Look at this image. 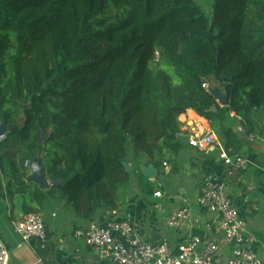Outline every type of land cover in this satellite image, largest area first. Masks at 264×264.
Returning a JSON list of instances; mask_svg holds the SVG:
<instances>
[{
  "label": "trees",
  "instance_id": "trees-1",
  "mask_svg": "<svg viewBox=\"0 0 264 264\" xmlns=\"http://www.w3.org/2000/svg\"><path fill=\"white\" fill-rule=\"evenodd\" d=\"M217 86L229 93L228 107L210 94ZM187 110L236 151L232 112L256 132L252 116L264 115V0H213L211 16L194 0H0V125L8 126L0 174L9 199L23 197L24 214L59 199L92 220L122 207L121 186L134 176L157 204L163 163L191 147L179 121ZM80 129L85 138L63 143ZM37 154L47 176L63 183L28 182L25 163ZM151 164L165 181L144 175Z\"/></svg>",
  "mask_w": 264,
  "mask_h": 264
},
{
  "label": "built area",
  "instance_id": "built-area-1",
  "mask_svg": "<svg viewBox=\"0 0 264 264\" xmlns=\"http://www.w3.org/2000/svg\"><path fill=\"white\" fill-rule=\"evenodd\" d=\"M184 123L189 145L203 151L216 150L225 170L222 174H205L194 200L184 195L178 200L170 198L169 201L177 200L180 204L167 215L165 226L177 233V243L146 241L124 219L93 221L86 230H77L75 234L97 249L100 260L110 264H264V242L250 231L248 219L237 207L228 186L232 179L242 181L250 169V160L224 145L214 131L204 128L197 119L187 118ZM5 139L6 133L0 135V142ZM25 166L30 167L31 163L26 162ZM163 167L165 174H169V163L164 162ZM255 190L253 185H247L241 200L250 214L259 209L252 202ZM161 195L159 190L155 192L156 197ZM13 225L21 240L18 247L32 239L45 246L47 233L41 214H22ZM195 231H202L203 235ZM9 262L10 250L0 243V264Z\"/></svg>",
  "mask_w": 264,
  "mask_h": 264
},
{
  "label": "crops",
  "instance_id": "crops-1",
  "mask_svg": "<svg viewBox=\"0 0 264 264\" xmlns=\"http://www.w3.org/2000/svg\"><path fill=\"white\" fill-rule=\"evenodd\" d=\"M191 115L203 118L193 110H187L186 113L180 115L179 121L182 124L184 137L186 136L184 121L187 118H192ZM204 120L205 122H201L203 127L211 129L208 121L205 118ZM252 123L256 132L248 133L249 126L242 117L232 112L228 118V125L236 139L240 141L237 151L251 162L250 169L243 175L242 181L244 182L232 179L228 186L242 215L250 221L253 219L254 222V217L259 216V212L264 210V115L262 118L252 116ZM189 150H191V154L188 158L194 160L193 162L198 165L200 179L198 178L194 183L193 189L191 186L189 187L188 192L190 190L191 194L187 192L183 194L169 193L164 190V194L170 198L184 195L194 200L200 192L201 181L205 174L210 172L222 174L225 170L216 150L210 148L207 152L193 147H190ZM169 165L172 171V165L170 163ZM129 167L131 166L129 165ZM247 185H253L256 188L251 197L254 202H258L260 211L255 214H250L241 203ZM162 187L164 188V185ZM145 200L141 190L130 199L131 202L126 204L124 210H120L121 208L116 211L106 210L100 212L92 220L78 218L64 201L50 200L46 209L41 213L47 233L45 246L42 247L38 239H32L20 248L18 244L21 240L13 223L24 214L22 210L24 199L20 195H16L13 200L9 199L6 180L0 174V243L10 250L9 264H110L108 261L100 260L97 249L88 246L84 238L76 235L75 232L86 230L93 221L106 222L112 219L130 221L136 232L151 243H156L158 240L177 243L179 236L175 231L167 229L165 221L167 215L180 203L176 200L163 199L152 205ZM157 205L161 207L158 208ZM262 220L264 221V219ZM252 230L259 236H264V226L253 227Z\"/></svg>",
  "mask_w": 264,
  "mask_h": 264
},
{
  "label": "rangeland",
  "instance_id": "rangeland-1",
  "mask_svg": "<svg viewBox=\"0 0 264 264\" xmlns=\"http://www.w3.org/2000/svg\"><path fill=\"white\" fill-rule=\"evenodd\" d=\"M194 1L203 8V10L208 16L212 15L213 0H194ZM191 117L193 116L191 115ZM202 120L205 121L204 119ZM210 128L212 131L216 133L217 137L221 140L222 134L219 131V129L218 128L213 129L211 125H210ZM85 136L86 135L84 131L80 129L76 132V134L72 135L70 138L64 139L63 143L68 144L75 139H83L85 138ZM190 154H191V150H189V152L188 151L183 152L181 157H177L175 162L173 163L170 162L168 159H166L172 165V171L170 172V174L167 175L166 181L164 180L165 183L162 184L164 185V188L159 186V191L162 193V195L158 197L161 200L163 199L170 200V197L164 194V190L168 191L169 193H176V194L182 193L183 194L187 192L191 194V191L189 190L188 192V189L190 186L192 187L191 189L194 188V183L197 181L198 178L200 179L201 174L199 173L200 170L198 168V165L195 164V162H193L194 160L188 158ZM140 191H141V187L137 181L136 176L133 177L131 182H128L127 184L121 186V189L119 192V198H120V201L123 207H121L120 210H124L126 204L131 202L130 199H132ZM174 198H176L177 200L179 199L178 197H174ZM162 204L165 205V203H162ZM262 219H264V210L259 212V216L254 217V222H253V219L252 221L248 220V223L251 229L253 227L260 228L261 226H264V221Z\"/></svg>",
  "mask_w": 264,
  "mask_h": 264
},
{
  "label": "water",
  "instance_id": "water-1",
  "mask_svg": "<svg viewBox=\"0 0 264 264\" xmlns=\"http://www.w3.org/2000/svg\"><path fill=\"white\" fill-rule=\"evenodd\" d=\"M209 92H210V94H212L216 98L217 105H219L221 107H228L230 105L231 100H230L229 93L227 91H225V90H223L217 86L216 88L209 89ZM217 105L213 106L212 111L217 110ZM7 130H8V126L6 124L3 123L0 125V135L4 134ZM181 137H182L183 143L188 142L187 136L184 137L183 135H181ZM46 138H47V134L42 131L40 134L39 143L43 144L44 141L46 140ZM125 167L127 169H129V165L126 163H125ZM30 169H31V174L28 178V182H34L39 187H41L42 189H48L53 185L63 183L62 178L50 179L47 176L46 168H45V165L43 162V157L41 154H37L34 157V159L31 162ZM142 170H143L144 175L149 177V178H155L158 176V171L155 168V166L152 164L142 167ZM158 177H159L160 181L165 180V177L162 175H159Z\"/></svg>",
  "mask_w": 264,
  "mask_h": 264
},
{
  "label": "bare ground",
  "instance_id": "bare-ground-1",
  "mask_svg": "<svg viewBox=\"0 0 264 264\" xmlns=\"http://www.w3.org/2000/svg\"><path fill=\"white\" fill-rule=\"evenodd\" d=\"M192 118H195V119L199 120L200 122H205V121L202 120V118H198L197 116H194Z\"/></svg>",
  "mask_w": 264,
  "mask_h": 264
}]
</instances>
